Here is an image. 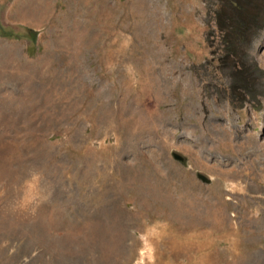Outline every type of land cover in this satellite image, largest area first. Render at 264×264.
I'll use <instances>...</instances> for the list:
<instances>
[{
    "label": "rangeland",
    "instance_id": "obj_1",
    "mask_svg": "<svg viewBox=\"0 0 264 264\" xmlns=\"http://www.w3.org/2000/svg\"><path fill=\"white\" fill-rule=\"evenodd\" d=\"M253 2L245 94L204 0H0V264H264Z\"/></svg>",
    "mask_w": 264,
    "mask_h": 264
},
{
    "label": "trees",
    "instance_id": "obj_2",
    "mask_svg": "<svg viewBox=\"0 0 264 264\" xmlns=\"http://www.w3.org/2000/svg\"><path fill=\"white\" fill-rule=\"evenodd\" d=\"M204 4L208 15L213 20L218 36V50L221 53L215 55L216 63L219 68L227 67L230 70L228 80L230 92H235L239 88L245 94L251 93L254 88V72L261 69L249 56L247 48L241 44L247 31L253 26L260 27L263 23L260 22L256 3L253 0H204ZM212 31V28L209 29L206 40ZM0 35L14 38L24 37L30 45L36 41V31L25 26H19L16 29L1 27ZM209 46L213 48L211 44Z\"/></svg>",
    "mask_w": 264,
    "mask_h": 264
},
{
    "label": "water",
    "instance_id": "obj_3",
    "mask_svg": "<svg viewBox=\"0 0 264 264\" xmlns=\"http://www.w3.org/2000/svg\"><path fill=\"white\" fill-rule=\"evenodd\" d=\"M170 155L174 159H176L177 161H179L182 165H184V166L187 165V161H186L187 160V157L184 154H182L180 151L172 148V149H170ZM194 173H195L196 177H198L202 181H206V182L209 181V177H208V175L205 172L196 169L194 171Z\"/></svg>",
    "mask_w": 264,
    "mask_h": 264
},
{
    "label": "clouds",
    "instance_id": "obj_4",
    "mask_svg": "<svg viewBox=\"0 0 264 264\" xmlns=\"http://www.w3.org/2000/svg\"><path fill=\"white\" fill-rule=\"evenodd\" d=\"M38 180V174H33L30 179L28 181H26V183L28 184L29 187H33V181Z\"/></svg>",
    "mask_w": 264,
    "mask_h": 264
}]
</instances>
